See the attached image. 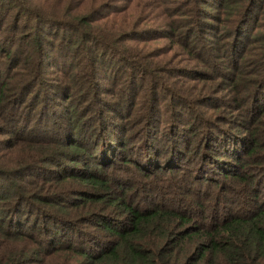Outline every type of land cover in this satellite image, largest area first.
<instances>
[{
	"label": "trees",
	"instance_id": "obj_1",
	"mask_svg": "<svg viewBox=\"0 0 264 264\" xmlns=\"http://www.w3.org/2000/svg\"><path fill=\"white\" fill-rule=\"evenodd\" d=\"M0 264H264V0H0Z\"/></svg>",
	"mask_w": 264,
	"mask_h": 264
},
{
	"label": "rangeland",
	"instance_id": "obj_2",
	"mask_svg": "<svg viewBox=\"0 0 264 264\" xmlns=\"http://www.w3.org/2000/svg\"><path fill=\"white\" fill-rule=\"evenodd\" d=\"M167 1H170V0H167ZM218 2H216V4H217ZM118 4H120V3H118ZM187 4V1L186 2H184V4L183 5H186ZM121 5H122V3H121ZM164 7H167L166 5L164 6ZM174 7H175V4H172V5H170V9H174ZM210 12H213L214 10L213 9H211V10H209ZM181 13L182 14H185V15H187V16H185V17H183V18H180V21H187V22H189V24L188 25H186V28L187 29H190L191 27H193V23H192V19L194 18V16H193V11H192V6L191 5H189V6H181ZM211 23V26H212V28L214 29L215 27H217L218 26V29H219V23L218 22H216V21H213V22H210ZM218 32H216V35H219V34H217ZM220 38V37H219ZM200 39L203 41V43L207 46V45H209V46H211V45H213V50H212V55H213V57H218V58H220V57H222V59H223V61L225 62L226 60H225V57H226V53H227V51L230 53V43H229V41H226V42H222V41H220L219 39H216V38H214V39H212V38H209V36L208 35H206V36H200ZM217 40V42H216V45H215V41ZM165 46H169V42H167L166 40H159V41H157V42H155V43H153V42H151L149 45H148V49L149 50H157V49H159V48H161V47H165ZM197 46L199 47L200 46V44H199V42H197ZM208 47V46H207ZM208 51V50H207ZM204 53L206 52V51H203ZM174 53V60H178L179 59V57H180V55L181 54H179V53H181V50L177 47V46H175L174 48H173V52H172V54ZM210 54V53H209ZM235 59V58H234ZM236 60V62H238V60L237 59H235ZM174 62H176V61H174ZM203 62H206L205 60H191V62H190V64L188 65L190 68L189 69H196L197 71H199V70H201V69H205L204 68V66H202V63ZM222 63V64H220V63H218V65H219V67L222 69H216L215 68V70L214 71H212V72H210V71H208L207 72V74L206 75H203V76H200V77H204L205 79H207V81L208 82H206V83H200V82H195V83H193L194 85H195V87H202V90L204 89V86H203V84L204 85H207V86H209L210 87V94H212V93H217L216 91H217V88H220L221 87V84L223 85L224 83H221V81H220V83L221 84H218L219 83V79H221V75H222V73H224L225 71H227V70H225L226 68H228L229 67V65H227V63ZM192 64L193 65H196V68L194 67V68H191L192 67ZM230 65H232L231 63H230ZM177 83H180V84H185L186 85V83H184V82H182V81H179V80H175ZM228 81V80H227ZM171 82V79L169 80V83ZM104 83H106L105 81H104ZM193 84H190V86L189 87H192V85ZM201 85V86H200ZM192 93V92H191ZM219 95V97H224V95H225V92H221L220 94H218ZM168 104V103H167ZM172 107H175L174 105H172ZM233 117V115H228L227 116V118H229V117ZM227 131H228V129H227ZM226 131V132H227Z\"/></svg>",
	"mask_w": 264,
	"mask_h": 264
}]
</instances>
